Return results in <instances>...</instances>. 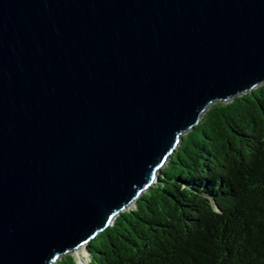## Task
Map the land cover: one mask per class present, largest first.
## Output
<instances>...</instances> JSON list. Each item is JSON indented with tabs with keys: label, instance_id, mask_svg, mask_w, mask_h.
Masks as SVG:
<instances>
[{
	"label": "water",
	"instance_id": "1",
	"mask_svg": "<svg viewBox=\"0 0 264 264\" xmlns=\"http://www.w3.org/2000/svg\"><path fill=\"white\" fill-rule=\"evenodd\" d=\"M264 84V0H0V264H55Z\"/></svg>",
	"mask_w": 264,
	"mask_h": 264
},
{
	"label": "trees",
	"instance_id": "2",
	"mask_svg": "<svg viewBox=\"0 0 264 264\" xmlns=\"http://www.w3.org/2000/svg\"><path fill=\"white\" fill-rule=\"evenodd\" d=\"M87 248L89 264H264V84L211 106Z\"/></svg>",
	"mask_w": 264,
	"mask_h": 264
},
{
	"label": "bare ground",
	"instance_id": "3",
	"mask_svg": "<svg viewBox=\"0 0 264 264\" xmlns=\"http://www.w3.org/2000/svg\"><path fill=\"white\" fill-rule=\"evenodd\" d=\"M85 247H81L77 250L74 251V254H76L78 261L81 262V264H86L87 262V257L85 255Z\"/></svg>",
	"mask_w": 264,
	"mask_h": 264
},
{
	"label": "rangeland",
	"instance_id": "4",
	"mask_svg": "<svg viewBox=\"0 0 264 264\" xmlns=\"http://www.w3.org/2000/svg\"><path fill=\"white\" fill-rule=\"evenodd\" d=\"M133 207H134V206H133ZM84 253H85L86 257H87V259H86V260H87L86 264H89V263H90V255H88L86 249H85V252H84ZM72 255L75 256V257L77 258L76 254L72 253ZM77 260H78V258H77ZM78 263L81 264V262H79V261H78Z\"/></svg>",
	"mask_w": 264,
	"mask_h": 264
}]
</instances>
